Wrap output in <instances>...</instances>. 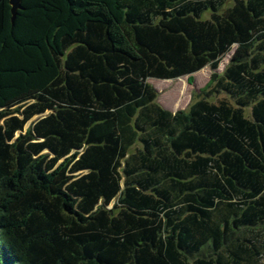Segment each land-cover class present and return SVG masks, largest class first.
<instances>
[{
    "label": "trees",
    "instance_id": "trees-1",
    "mask_svg": "<svg viewBox=\"0 0 264 264\" xmlns=\"http://www.w3.org/2000/svg\"><path fill=\"white\" fill-rule=\"evenodd\" d=\"M0 264H264V0H2Z\"/></svg>",
    "mask_w": 264,
    "mask_h": 264
},
{
    "label": "rangeland",
    "instance_id": "rangeland-1",
    "mask_svg": "<svg viewBox=\"0 0 264 264\" xmlns=\"http://www.w3.org/2000/svg\"><path fill=\"white\" fill-rule=\"evenodd\" d=\"M229 59L230 56H227L222 60L217 71L219 75H223ZM211 74L212 70L207 66L193 75L194 82L192 84L189 83L188 77L172 81L150 79L149 83L157 90V102L163 108L172 112L179 110L188 111L191 105L199 98L200 91L209 83ZM223 97L224 95H221L218 98ZM30 124L31 122L27 125V128H29Z\"/></svg>",
    "mask_w": 264,
    "mask_h": 264
},
{
    "label": "water",
    "instance_id": "water-1",
    "mask_svg": "<svg viewBox=\"0 0 264 264\" xmlns=\"http://www.w3.org/2000/svg\"><path fill=\"white\" fill-rule=\"evenodd\" d=\"M21 1L22 0H10V4L12 5L14 12L20 7ZM1 2L2 0H0V3Z\"/></svg>",
    "mask_w": 264,
    "mask_h": 264
}]
</instances>
